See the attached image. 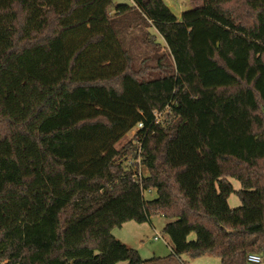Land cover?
<instances>
[{
  "label": "trees",
  "instance_id": "1",
  "mask_svg": "<svg viewBox=\"0 0 264 264\" xmlns=\"http://www.w3.org/2000/svg\"><path fill=\"white\" fill-rule=\"evenodd\" d=\"M192 3L0 0V264H145L113 229L155 214L173 255L264 253V0Z\"/></svg>",
  "mask_w": 264,
  "mask_h": 264
},
{
  "label": "rangeland",
  "instance_id": "2",
  "mask_svg": "<svg viewBox=\"0 0 264 264\" xmlns=\"http://www.w3.org/2000/svg\"><path fill=\"white\" fill-rule=\"evenodd\" d=\"M117 3L132 4V0H113ZM170 9L181 17L182 13L192 8V0H164ZM237 7L236 13L242 15L246 13V8L243 3L233 5ZM130 38V37H129ZM129 40V39H128ZM133 52L135 54H142L147 52L148 55H153L151 47L142 41L134 44ZM151 63H155L152 61ZM161 119V118H160ZM136 129L131 130L120 142L117 143V148L123 147L131 138H133ZM144 175L148 174L145 166H139ZM232 183L235 191L241 189V182L233 177H228ZM232 192L228 198V203L231 208H239L242 203L236 192ZM147 200L153 199L157 196L156 191H147L144 193ZM170 221L161 214H155L151 217L149 222L139 223L136 221H129L128 224L113 229L114 236L121 240L128 246L138 250L140 256L146 261L145 264H221L219 257L207 254L199 257H191L188 254L176 256L172 254V245L170 238L164 233L165 225ZM127 223V222H126ZM155 236L158 238L156 239ZM195 233L190 235V239H195Z\"/></svg>",
  "mask_w": 264,
  "mask_h": 264
},
{
  "label": "built area",
  "instance_id": "3",
  "mask_svg": "<svg viewBox=\"0 0 264 264\" xmlns=\"http://www.w3.org/2000/svg\"><path fill=\"white\" fill-rule=\"evenodd\" d=\"M141 127H143V124L140 123L138 125V128H141ZM131 162H134V160H132ZM138 162L140 161L138 160ZM136 173L139 177L144 175L140 167H138V171ZM155 238L157 239L158 237L155 236ZM248 261L250 264H264V253H251L248 256Z\"/></svg>",
  "mask_w": 264,
  "mask_h": 264
},
{
  "label": "crops",
  "instance_id": "4",
  "mask_svg": "<svg viewBox=\"0 0 264 264\" xmlns=\"http://www.w3.org/2000/svg\"><path fill=\"white\" fill-rule=\"evenodd\" d=\"M128 223H129V222L125 223L124 225H126V224H128ZM124 225H123V226H124Z\"/></svg>",
  "mask_w": 264,
  "mask_h": 264
},
{
  "label": "water",
  "instance_id": "5",
  "mask_svg": "<svg viewBox=\"0 0 264 264\" xmlns=\"http://www.w3.org/2000/svg\"><path fill=\"white\" fill-rule=\"evenodd\" d=\"M263 111H264V109H263Z\"/></svg>",
  "mask_w": 264,
  "mask_h": 264
}]
</instances>
